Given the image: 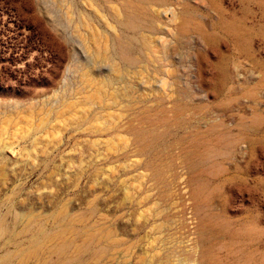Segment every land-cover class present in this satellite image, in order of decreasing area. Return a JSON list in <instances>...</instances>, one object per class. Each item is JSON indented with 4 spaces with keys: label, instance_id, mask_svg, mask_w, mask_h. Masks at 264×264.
<instances>
[{
    "label": "rangeland",
    "instance_id": "obj_1",
    "mask_svg": "<svg viewBox=\"0 0 264 264\" xmlns=\"http://www.w3.org/2000/svg\"><path fill=\"white\" fill-rule=\"evenodd\" d=\"M0 264H264V0H0Z\"/></svg>",
    "mask_w": 264,
    "mask_h": 264
},
{
    "label": "bare ground",
    "instance_id": "obj_2",
    "mask_svg": "<svg viewBox=\"0 0 264 264\" xmlns=\"http://www.w3.org/2000/svg\"><path fill=\"white\" fill-rule=\"evenodd\" d=\"M58 235V234H57ZM39 247V246H38ZM31 252V251H30ZM33 254V253H32Z\"/></svg>",
    "mask_w": 264,
    "mask_h": 264
}]
</instances>
